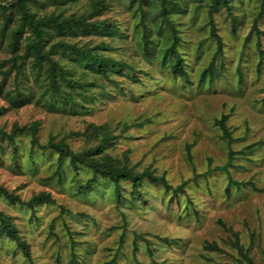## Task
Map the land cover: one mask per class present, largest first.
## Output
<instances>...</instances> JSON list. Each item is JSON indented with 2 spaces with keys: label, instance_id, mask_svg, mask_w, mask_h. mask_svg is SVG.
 Wrapping results in <instances>:
<instances>
[{
  "label": "rangeland",
  "instance_id": "obj_1",
  "mask_svg": "<svg viewBox=\"0 0 264 264\" xmlns=\"http://www.w3.org/2000/svg\"><path fill=\"white\" fill-rule=\"evenodd\" d=\"M89 1L29 5L39 16H69L86 12ZM174 1L181 9L168 16L189 77L175 74V60L164 58L175 37L160 0H114L94 17L116 25L110 35L66 36L90 48L106 42L109 48L99 53L134 68L111 73V80L90 75L98 99H79L86 108L41 97L44 77L36 75L32 57L22 59L30 31L18 52L8 37L0 42V83L13 70L0 92V130L17 128L14 142L0 140V188L14 197L0 193V211L12 217L28 247L3 235L0 264H250L237 241L255 264H264V35L255 28L264 31V0H229L230 9L213 11L221 43L209 0ZM11 13L8 31L20 24L19 13ZM18 55L24 78L12 67ZM54 58L71 63L61 53ZM213 63V77L203 79ZM16 80L27 98L21 107L9 99ZM224 116L230 141L218 124ZM92 124L115 138L104 154L137 173L153 171L171 189L144 179L138 195L133 182L123 180L118 197L113 181L99 176L82 193L94 171L62 160L49 143L63 141L75 152L94 147L101 138ZM230 179L241 185L229 188Z\"/></svg>",
  "mask_w": 264,
  "mask_h": 264
},
{
  "label": "trees",
  "instance_id": "obj_2",
  "mask_svg": "<svg viewBox=\"0 0 264 264\" xmlns=\"http://www.w3.org/2000/svg\"><path fill=\"white\" fill-rule=\"evenodd\" d=\"M7 0H0V16L3 17L4 23L0 28V42H3L7 37L10 40V45L14 52H18L21 48V39L27 31H30V35L26 38L24 44V56L23 61L26 59L33 58L32 67L37 71L38 77H44L45 90L41 93V97H48L54 104H61L62 107H82L86 108L85 104H82L79 99L95 101L97 98L96 93L92 91V88L96 86L95 82L90 81V75L94 77H102L111 80V73H123L124 67H129L130 70L134 71L132 66L125 64L120 60H116L105 54H101L98 50L108 49L106 42H100L96 48H90L89 46L80 45L78 42L68 41L77 35L78 32L83 31L86 33H101L103 35H110L108 31L110 29H117L114 23L104 19H94V17L100 16L112 5L114 0H90V8L86 12L73 13L69 16H65L64 13L52 12L39 16L37 12H33L30 3L40 4V2L51 1L56 5L63 6L70 3H77L78 0H12L5 4ZM208 4L210 9L211 24H213V33L216 35L219 43H221L219 36L215 33V20L213 11L218 9L220 6L227 7L230 9L229 0H209ZM140 4L146 2V0H139ZM161 2V15L164 17L170 27L172 28L173 35L175 37V44L172 45L164 55V58L171 57L175 60L172 68L175 74L184 77H189V74L182 67V59L176 49V44L179 41V37L176 34L175 25L169 20V14L171 9H181L179 3L174 0H160ZM12 9L19 13L20 24L8 31L10 21L12 17ZM255 28L258 34L264 35V31H261L257 24ZM66 36H70L68 39ZM146 41L145 51L147 54L151 53V47L149 44V34L146 31L144 36ZM49 45V48L47 46ZM261 43L259 42V48L262 51ZM61 53L63 57H68L71 63H65L59 59H55L54 55ZM263 53V51H262ZM263 56V55H262ZM14 56V67L16 74L21 77H25L23 72V63L17 66V60L19 59ZM216 71L214 63L205 71L204 78ZM13 70L10 68L5 71L4 78L0 83V92L3 91V86L11 76ZM136 78V76H133ZM17 81V80H16ZM22 84L18 83V89L9 93V99L15 107H21L26 101L25 88H20ZM34 96V95H32ZM227 116H224L222 120L218 121L219 126L223 130L224 138L229 141L232 140L231 133L229 132L226 121ZM33 131L36 130V126L31 128ZM92 133L96 137H100L101 140L98 145L85 149L82 152H75L72 150L67 143L53 142L49 143L57 153L60 154V158H69L70 164L74 167L84 165L91 168L94 171V179L89 181L88 184L81 186L80 191L83 193L88 192L96 183L99 176H104L113 181L116 188V194L120 196L121 182L123 180H130L133 182L135 193L140 195L141 187L144 179L150 180L154 183L162 182L169 190L171 186L168 184L164 177H158L151 170H146L143 173H137L130 168L127 163L120 161L114 157L104 154L105 149L115 139L112 134L107 131L106 126H97L92 124ZM17 128L12 133H7L0 130V140L4 137H8L11 142H14L16 138ZM101 135V136H99ZM217 170L226 171V168L218 167ZM241 184L233 179H230L229 188L232 186H240ZM228 188V189H229ZM0 193L7 196L9 200H14V197L8 193L7 190L0 188ZM45 196L34 198L29 204L34 205L39 199H44ZM7 235L12 240L18 243V246L23 248L27 252V245L24 239L18 234V228L13 223L11 216L0 211V237ZM237 248L240 250L242 256L246 258L250 264H255L247 253H244L243 247L236 242ZM215 247V246H214ZM77 264H79L77 262ZM117 264V263H115ZM244 264V263H241Z\"/></svg>",
  "mask_w": 264,
  "mask_h": 264
}]
</instances>
